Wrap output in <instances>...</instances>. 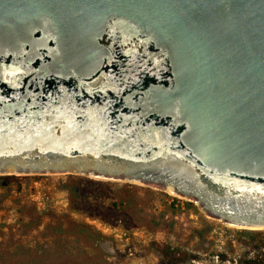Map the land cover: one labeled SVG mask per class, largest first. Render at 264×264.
<instances>
[{
  "label": "water",
  "instance_id": "95a60500",
  "mask_svg": "<svg viewBox=\"0 0 264 264\" xmlns=\"http://www.w3.org/2000/svg\"><path fill=\"white\" fill-rule=\"evenodd\" d=\"M68 173L264 230V0H0V176Z\"/></svg>",
  "mask_w": 264,
  "mask_h": 264
},
{
  "label": "rangeland",
  "instance_id": "374dc122",
  "mask_svg": "<svg viewBox=\"0 0 264 264\" xmlns=\"http://www.w3.org/2000/svg\"><path fill=\"white\" fill-rule=\"evenodd\" d=\"M1 182L0 264H170L167 249L177 264L264 262V230L226 226L163 190L74 173Z\"/></svg>",
  "mask_w": 264,
  "mask_h": 264
},
{
  "label": "trees",
  "instance_id": "16d2710c",
  "mask_svg": "<svg viewBox=\"0 0 264 264\" xmlns=\"http://www.w3.org/2000/svg\"><path fill=\"white\" fill-rule=\"evenodd\" d=\"M11 178H13V176H3V177H1L0 179H1V181H2V182H1L2 185H3V186H7V185H8V182H9V180H10ZM176 254H177V253L172 252V251H170V250L167 249V250L164 252V257L167 258V262H168V263H170V264H177L178 262L182 261L183 257L178 258V257L176 256ZM263 263H264V262L262 261L261 264H263ZM246 264H255V262H246Z\"/></svg>",
  "mask_w": 264,
  "mask_h": 264
}]
</instances>
